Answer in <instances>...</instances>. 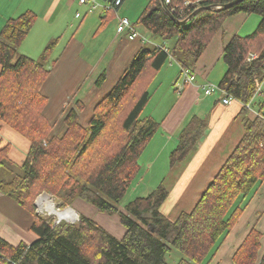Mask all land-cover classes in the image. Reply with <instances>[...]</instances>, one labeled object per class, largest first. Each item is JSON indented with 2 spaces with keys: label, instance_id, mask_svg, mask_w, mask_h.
<instances>
[{
  "label": "trees",
  "instance_id": "obj_1",
  "mask_svg": "<svg viewBox=\"0 0 264 264\" xmlns=\"http://www.w3.org/2000/svg\"><path fill=\"white\" fill-rule=\"evenodd\" d=\"M102 1L112 6L115 0ZM168 1L149 0L140 16L133 23L129 20L161 44L135 54L109 93L94 106L86 126L78 120L82 105L77 102L65 114L59 131L48 113L50 98L44 92L58 41L49 42L40 57L33 59L18 49L37 14L27 10L3 24L0 121L27 139L29 149L19 166L6 157L7 147L0 149V193L32 213L30 232L36 239L12 246L0 238V264H168L172 251L181 255L176 264H210L217 245L242 214L243 209L235 205L237 198L264 182V99H259L253 105L255 118L247 117V109H242L244 135L239 145L190 212L174 220L162 214L168 198L162 184L119 210L138 173L137 161L159 130V121L145 114V109L153 94L151 82L169 60L192 74V67L229 17L254 14L261 17L258 27L247 36H233L222 51L226 70L218 87L246 104L253 96L254 79L263 76L264 0H243L228 9L222 6L233 0ZM119 7L103 10L101 27ZM170 41L171 46H166ZM249 54L255 56L251 61H247ZM104 79L103 72L97 85ZM204 130L199 120L189 123L170 153L171 167L188 158ZM42 193L52 195L60 209L79 201L98 212L118 214L124 234L117 238L83 214L75 223L54 225L36 213L34 202ZM260 236L256 228L249 231L233 256L234 264H264V254L257 262Z\"/></svg>",
  "mask_w": 264,
  "mask_h": 264
},
{
  "label": "crops",
  "instance_id": "obj_2",
  "mask_svg": "<svg viewBox=\"0 0 264 264\" xmlns=\"http://www.w3.org/2000/svg\"><path fill=\"white\" fill-rule=\"evenodd\" d=\"M33 1V4L25 6L24 0H0L2 3L0 29L8 18L16 17L27 10L35 12L38 16L37 21L18 50H21L23 55L38 59L47 43L57 40L58 45L63 40L65 32L59 33V30L65 25V11L70 10L71 5L77 2ZM148 2L149 0H123L117 14L108 16L106 24L115 22L117 26V17H126L133 23ZM88 7L90 11V6ZM76 14L77 12L75 19H80L81 16L76 17ZM245 16L244 13L235 14L224 22L222 29L194 65L192 71L194 82L186 86L181 93L174 88L181 69L173 60H169L168 64L154 76L150 85L153 90L152 96L159 92L164 81L168 89L172 87L176 98L166 109L164 116L156 118L152 110L148 113L145 111V114L159 121V130L148 142L137 161L138 173L120 202L123 208L138 197H146L162 184L168 192L162 214L174 220L180 213L190 212L226 159L239 145L244 135L242 103L234 101L229 105H223L219 102L221 97L218 94L205 96L202 87L208 83L218 86L226 70L222 61V51L241 29L239 23L245 19ZM105 26H99L96 35L100 34ZM67 27L72 26L66 23ZM133 27L138 35L137 38L128 40L126 34H118L115 30L105 50L92 65L85 56L83 57L86 47L81 40L75 38L79 33L75 31L73 36L67 38L60 49V54L54 59L56 62L51 63L50 76L44 86V92L50 98L48 113L57 123L56 130L63 128L62 120L65 114L74 108L77 102L82 105V110L78 112V120L80 124L86 126L94 106L109 93L130 65L135 54L143 47L160 45L158 41L151 40L143 26ZM219 62L222 63L221 66H218ZM103 72L104 82L97 85V79ZM212 72L218 77V81L209 80ZM258 101L255 100L251 104L254 105ZM253 105L251 110H247V117L250 119L257 116L256 107ZM192 120L202 122L205 130L188 158L183 163L171 167L170 153L178 145L181 132ZM4 147H7L6 157L19 166L25 159L29 142L0 121V149ZM18 151H21L19 160L16 153ZM245 196L241 202L243 204L247 201L248 204L240 206L243 209L242 214L220 242L210 264H234L233 256L252 228H256L261 233L257 262L264 254V182L257 184L248 196ZM31 218H33L32 213L0 193L1 239L12 246L34 242L36 236L30 232ZM176 254L178 261L181 255Z\"/></svg>",
  "mask_w": 264,
  "mask_h": 264
},
{
  "label": "rangeland",
  "instance_id": "obj_3",
  "mask_svg": "<svg viewBox=\"0 0 264 264\" xmlns=\"http://www.w3.org/2000/svg\"><path fill=\"white\" fill-rule=\"evenodd\" d=\"M24 3H25V6H28L26 4H33L34 1L33 0H24ZM97 4L101 8L108 7V5H109L106 1H102V0L101 1L97 0ZM100 7L89 11L88 5L87 6H78L77 3H73L71 5L70 10L65 11V14H64V24L65 25L62 28V30L61 29L59 30V33L65 32L64 33L65 35H64L63 40L58 45H56L55 49L53 50V52L51 54L50 62L52 60H54L60 54V49H61L62 45L65 44V41L67 40L68 37H71L75 34V31L77 33H79V34L75 35V36H77L75 38L79 41L81 40L82 44H84V46L86 47L84 52H83V57L84 56L86 57V59L90 65H92L96 62L99 55L101 53H103L106 45L110 42V38L116 29L115 22H109L102 29V32H100V34L96 35L97 34L96 31L98 30V28H100L99 27L100 23H101L100 20H101V16H103L102 13L104 10V9L102 10ZM0 9H2V3H0ZM76 12L79 13V15L81 16L80 19H75V13ZM115 13L117 14V11ZM260 22H261V17L258 15H254V14L246 15L245 19L239 23V26L241 29L236 33V35L246 36V35L251 34L258 27ZM66 23H68V26L71 24L72 27L66 28ZM158 42H160V41L158 40ZM171 43H172V41L166 43L165 45L170 47ZM47 44H46V46H47ZM18 53L21 54V50H18ZM30 58H33V57H30ZM48 65L49 64H47V66ZM221 65H222V63L219 62L218 66H221ZM194 67H192L191 72L193 71ZM209 80L218 81L219 79L215 75V73L212 72V73H210ZM151 90H152V88H151ZM173 93L174 92L172 90V87H169V89H168V85L165 86V82L163 81L162 86H160V88H159V92H156V94L151 97L150 102H149L147 108L145 109L146 113H148L149 110H152L154 112V115L156 118H159V116L160 117L164 116L166 109L171 105V102H173V99L176 98L175 94H173ZM219 102L221 103L220 100H219ZM16 153H17V159L19 160L21 151H18ZM247 196H248V194H247ZM47 197L52 202L54 207H56V209L63 211L65 209L70 208L72 211H74L77 216H76L75 221L73 223L78 221L80 214H83V215H85V217H88V218L94 220L95 222L99 223L108 232L110 231V234H112L113 236H116L117 238H120L124 234V229L122 228V226L118 220V214H109L108 215L105 213H101L86 203H83V202L81 203L79 201H76V202H74V204L72 206L74 207V209L76 211H78L80 213L79 214L72 207L60 209L58 203L56 202L55 198L52 195L47 194ZM245 197L246 196H242V195H241V197L239 196V198H237V200L235 202V205L237 207L244 206V204L247 205L248 204L247 201L243 204L241 202L242 198H245ZM37 205H38V202H37ZM120 207H122V206L119 204V206H118L119 210H121ZM35 208H36V213L38 215L48 218L49 220H51L53 222L54 225H57L55 223L57 218H55L51 215H48L46 212L40 210L39 206L35 207ZM60 222H66V221H64L62 219V221H60ZM66 223H72V222H69V220H68ZM220 242H219V244H220ZM219 244L217 245V247L219 246ZM177 257H178V254H176V251H172V253H170L167 256V263L168 264H176L178 262Z\"/></svg>",
  "mask_w": 264,
  "mask_h": 264
},
{
  "label": "built area",
  "instance_id": "obj_4",
  "mask_svg": "<svg viewBox=\"0 0 264 264\" xmlns=\"http://www.w3.org/2000/svg\"><path fill=\"white\" fill-rule=\"evenodd\" d=\"M72 1H76L80 6L88 4L90 6V10L100 7L97 4V0H72ZM165 1L167 3L169 2L168 0ZM121 3L122 0H115L112 6L108 5V7H103V9L110 10L114 7H119ZM76 17H80L79 13L76 14ZM115 30L118 34H126L128 40H134L135 38L138 37L137 33L134 30V27L131 25V22L126 17H117V26ZM254 58L255 56L253 54H249L247 61H251ZM193 82H194V75H192L188 71H181L179 79L174 83V88L178 93H181L182 91H184V88L186 86L192 84ZM202 90H203L202 93L205 96H210V94L211 95L218 94L221 97L220 101L223 105H229L232 102L237 101L232 96L223 92L218 86L213 84H209V83L205 84L202 87ZM253 91L254 92L251 101L249 103L242 104L243 108L247 110L252 109L253 104L251 103H253L255 100L264 99V65H263V76L254 79Z\"/></svg>",
  "mask_w": 264,
  "mask_h": 264
},
{
  "label": "bare ground",
  "instance_id": "obj_5",
  "mask_svg": "<svg viewBox=\"0 0 264 264\" xmlns=\"http://www.w3.org/2000/svg\"><path fill=\"white\" fill-rule=\"evenodd\" d=\"M38 206L40 208V210L46 212L48 215H51L55 218H57V220H73L76 218V213L70 209L61 212L60 210L56 209V207H54V205L52 204V202L48 199V197L46 195L40 197V199L38 200Z\"/></svg>",
  "mask_w": 264,
  "mask_h": 264
},
{
  "label": "water",
  "instance_id": "obj_6",
  "mask_svg": "<svg viewBox=\"0 0 264 264\" xmlns=\"http://www.w3.org/2000/svg\"><path fill=\"white\" fill-rule=\"evenodd\" d=\"M162 1V0H161ZM241 1H243V0H233L232 2H230V3H228L227 5H224V6H222V9H228V8H230V7H234V5L235 4H237V3H239V2H241ZM205 9H209L208 7L207 8H201V9H199L198 11H202V10H205ZM186 23V21H183V22H180V24L181 25H184ZM44 195H46L47 196V194L46 193H43V194H41V195H39L37 198H36V200H35V202H34V206L35 207H38V205H37V202H38V200L40 199V197H42V196H44ZM68 209H70V208H68ZM68 209H65V210H63V211H61V212H64V211H66V210H68ZM71 210V209H70ZM60 221H62V220H56V224H58ZM64 221H68V220H64ZM75 221V219H73V220H70L69 222H74Z\"/></svg>",
  "mask_w": 264,
  "mask_h": 264
}]
</instances>
